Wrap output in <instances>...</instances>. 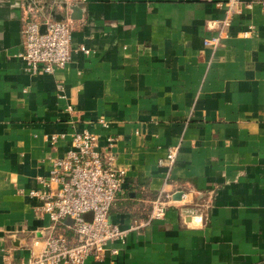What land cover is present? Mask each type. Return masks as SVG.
Masks as SVG:
<instances>
[{
	"label": "crops",
	"instance_id": "obj_1",
	"mask_svg": "<svg viewBox=\"0 0 264 264\" xmlns=\"http://www.w3.org/2000/svg\"><path fill=\"white\" fill-rule=\"evenodd\" d=\"M250 1L213 46L230 0H35L76 27L70 62L34 74L19 55L27 0H0V264H34L51 219L29 192L83 130L126 168L112 221L145 218L164 186L186 195L85 264H264V10Z\"/></svg>",
	"mask_w": 264,
	"mask_h": 264
},
{
	"label": "built area",
	"instance_id": "obj_2",
	"mask_svg": "<svg viewBox=\"0 0 264 264\" xmlns=\"http://www.w3.org/2000/svg\"><path fill=\"white\" fill-rule=\"evenodd\" d=\"M239 0H230V9L221 23L220 35L207 39V44L217 46L223 29L231 24L235 11L241 10ZM258 3L264 10V0H252L245 5ZM35 0H27V13L23 24L22 46L19 55L25 68L34 74L54 73L64 68L72 59L75 47L72 33L75 23L70 14L56 19L43 14ZM253 28L245 30L248 36ZM78 50L90 53L85 44ZM105 124V123H104ZM64 133L53 134L55 142ZM109 144L113 137H109ZM99 135L88 130L72 134V148L65 156L53 159L50 173L39 176L40 188L30 190V195L40 198L39 212L51 219L43 249L32 257L34 264H85L89 257L103 260L108 253H119L117 243H125L131 231L141 230L148 224L164 218L167 210L175 204L176 191L165 186L152 200L151 209L145 218H133L127 227H122L110 218V211L118 198L126 178V168L118 165L111 153L98 149ZM179 147H172L159 159V165L171 168L176 162ZM184 194V193H183ZM186 195L184 194V197ZM92 212V218L84 214ZM200 212L198 206H187L189 215ZM67 217L71 235L61 229Z\"/></svg>",
	"mask_w": 264,
	"mask_h": 264
},
{
	"label": "water",
	"instance_id": "obj_3",
	"mask_svg": "<svg viewBox=\"0 0 264 264\" xmlns=\"http://www.w3.org/2000/svg\"><path fill=\"white\" fill-rule=\"evenodd\" d=\"M60 19V18H59ZM182 194H183V191H178L176 192V194H174L173 198L174 199H181L182 197ZM84 216L87 218V219H91L92 218V212H87L84 214ZM66 221L68 223H72V219L70 217H67L66 218Z\"/></svg>",
	"mask_w": 264,
	"mask_h": 264
}]
</instances>
